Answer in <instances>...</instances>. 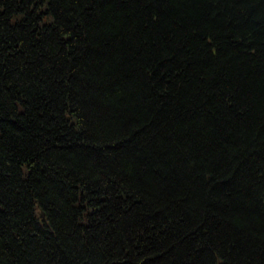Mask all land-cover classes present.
<instances>
[{"label": "trees", "instance_id": "trees-1", "mask_svg": "<svg viewBox=\"0 0 264 264\" xmlns=\"http://www.w3.org/2000/svg\"><path fill=\"white\" fill-rule=\"evenodd\" d=\"M0 264H264V0H0Z\"/></svg>", "mask_w": 264, "mask_h": 264}]
</instances>
